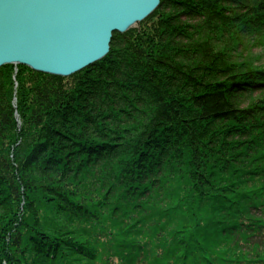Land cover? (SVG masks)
<instances>
[{"label": "trees", "instance_id": "obj_1", "mask_svg": "<svg viewBox=\"0 0 264 264\" xmlns=\"http://www.w3.org/2000/svg\"><path fill=\"white\" fill-rule=\"evenodd\" d=\"M264 0H163L68 77L0 68V264H264Z\"/></svg>", "mask_w": 264, "mask_h": 264}, {"label": "water", "instance_id": "obj_2", "mask_svg": "<svg viewBox=\"0 0 264 264\" xmlns=\"http://www.w3.org/2000/svg\"><path fill=\"white\" fill-rule=\"evenodd\" d=\"M163 0H0V68L68 77L106 57Z\"/></svg>", "mask_w": 264, "mask_h": 264}, {"label": "rangeland", "instance_id": "obj_3", "mask_svg": "<svg viewBox=\"0 0 264 264\" xmlns=\"http://www.w3.org/2000/svg\"><path fill=\"white\" fill-rule=\"evenodd\" d=\"M140 28H141V26L138 29H140ZM254 52L255 53H261L262 54V53H264V49L262 47H258V48H255L254 49Z\"/></svg>", "mask_w": 264, "mask_h": 264}, {"label": "bare ground", "instance_id": "obj_4", "mask_svg": "<svg viewBox=\"0 0 264 264\" xmlns=\"http://www.w3.org/2000/svg\"><path fill=\"white\" fill-rule=\"evenodd\" d=\"M105 58V57H104ZM102 60V59H101ZM100 61V60H99ZM95 64V63H94ZM93 65V64H92ZM16 66H18V65H16ZM25 66V65H24ZM91 66V65H90ZM89 67V66H88Z\"/></svg>", "mask_w": 264, "mask_h": 264}]
</instances>
